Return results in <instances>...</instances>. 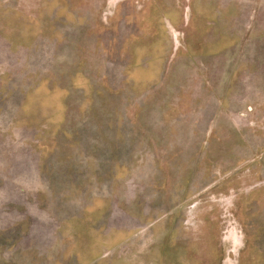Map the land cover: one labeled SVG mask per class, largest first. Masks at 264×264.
<instances>
[{
	"label": "rangeland",
	"instance_id": "obj_1",
	"mask_svg": "<svg viewBox=\"0 0 264 264\" xmlns=\"http://www.w3.org/2000/svg\"><path fill=\"white\" fill-rule=\"evenodd\" d=\"M0 264H264V0H0Z\"/></svg>",
	"mask_w": 264,
	"mask_h": 264
}]
</instances>
